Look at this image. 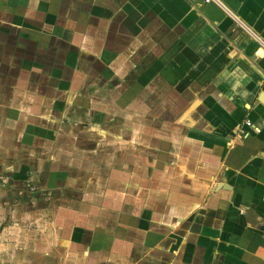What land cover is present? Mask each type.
I'll return each instance as SVG.
<instances>
[{
  "label": "crops",
  "instance_id": "obj_1",
  "mask_svg": "<svg viewBox=\"0 0 264 264\" xmlns=\"http://www.w3.org/2000/svg\"><path fill=\"white\" fill-rule=\"evenodd\" d=\"M0 264H264V0H0Z\"/></svg>",
  "mask_w": 264,
  "mask_h": 264
},
{
  "label": "rangeland",
  "instance_id": "obj_2",
  "mask_svg": "<svg viewBox=\"0 0 264 264\" xmlns=\"http://www.w3.org/2000/svg\"><path fill=\"white\" fill-rule=\"evenodd\" d=\"M12 173H14L18 177V175L21 173V168L14 167ZM7 176L10 177L9 175Z\"/></svg>",
  "mask_w": 264,
  "mask_h": 264
},
{
  "label": "built area",
  "instance_id": "obj_3",
  "mask_svg": "<svg viewBox=\"0 0 264 264\" xmlns=\"http://www.w3.org/2000/svg\"><path fill=\"white\" fill-rule=\"evenodd\" d=\"M207 3H210L212 0H205ZM248 124H250V123H248Z\"/></svg>",
  "mask_w": 264,
  "mask_h": 264
}]
</instances>
